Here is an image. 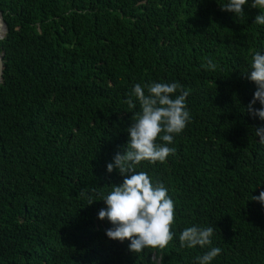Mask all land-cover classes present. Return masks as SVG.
<instances>
[{"label":"trees","instance_id":"16d2710c","mask_svg":"<svg viewBox=\"0 0 264 264\" xmlns=\"http://www.w3.org/2000/svg\"><path fill=\"white\" fill-rule=\"evenodd\" d=\"M224 2L0 0V264H193L206 249L178 239L193 223L215 227L212 264H264V206L251 200L264 191V121L245 107L264 26L257 9L237 18ZM149 81L189 90L191 120L173 155L136 167L168 188L176 236L133 253L97 213L123 180L106 164L139 111L133 85Z\"/></svg>","mask_w":264,"mask_h":264},{"label":"clouds","instance_id":"9594fccd","mask_svg":"<svg viewBox=\"0 0 264 264\" xmlns=\"http://www.w3.org/2000/svg\"><path fill=\"white\" fill-rule=\"evenodd\" d=\"M219 6L237 18L245 16V6L257 9L253 23L264 26V0H225ZM204 67L215 70L216 63L209 58ZM247 79L256 85V90L245 106L246 110L249 115L264 121V51L252 52ZM189 94V90L176 81L133 85L128 104L133 109L138 104L139 111L126 129L128 141L123 154L117 152L112 162L106 164L108 173L116 169L123 180L119 185H111L106 194H101L99 200L105 207L97 213L99 220H107L111 225L105 229V236L121 243L129 241L128 250L133 253L164 249L176 236L172 230L175 204L168 188L164 183L153 180L146 171H137L136 167L142 161L164 162L175 153L171 145L191 120L187 107ZM257 102L259 108L254 107ZM254 130L259 140L264 142V125ZM251 197L264 206V191ZM89 199V205L97 201ZM214 233V226L196 223L182 229L178 236L182 248L206 249L195 257L193 264H212L221 254L220 247L212 246Z\"/></svg>","mask_w":264,"mask_h":264},{"label":"water","instance_id":"95a60500","mask_svg":"<svg viewBox=\"0 0 264 264\" xmlns=\"http://www.w3.org/2000/svg\"><path fill=\"white\" fill-rule=\"evenodd\" d=\"M0 26L2 27V29H3V32L5 33L6 32V27H5V23H4V21H3V19H2V16H1V13H0ZM2 37H0V39H1ZM2 55L3 54H0V80H1V77H2V68H3V66H2Z\"/></svg>","mask_w":264,"mask_h":264},{"label":"bare ground","instance_id":"6f19581e","mask_svg":"<svg viewBox=\"0 0 264 264\" xmlns=\"http://www.w3.org/2000/svg\"><path fill=\"white\" fill-rule=\"evenodd\" d=\"M2 32H3V29H2V27L0 26V35L2 34Z\"/></svg>","mask_w":264,"mask_h":264},{"label":"rangeland","instance_id":"374dc122","mask_svg":"<svg viewBox=\"0 0 264 264\" xmlns=\"http://www.w3.org/2000/svg\"><path fill=\"white\" fill-rule=\"evenodd\" d=\"M4 33L2 32V34L0 35V37H3Z\"/></svg>","mask_w":264,"mask_h":264}]
</instances>
